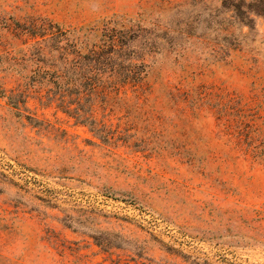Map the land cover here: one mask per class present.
I'll list each match as a JSON object with an SVG mask.
<instances>
[{"label":"rangeland","instance_id":"374dc122","mask_svg":"<svg viewBox=\"0 0 264 264\" xmlns=\"http://www.w3.org/2000/svg\"><path fill=\"white\" fill-rule=\"evenodd\" d=\"M222 4L0 0V264H264V20ZM105 28L143 77L66 111L33 48Z\"/></svg>","mask_w":264,"mask_h":264},{"label":"trees","instance_id":"16d2710c","mask_svg":"<svg viewBox=\"0 0 264 264\" xmlns=\"http://www.w3.org/2000/svg\"><path fill=\"white\" fill-rule=\"evenodd\" d=\"M222 5L250 27L254 26L255 17L264 20V0H223ZM135 38L129 29L105 28L100 42L87 48L65 31L54 33L43 39V45L33 48L32 54L40 63L33 69V80L66 111L70 95L90 100L100 91L116 90L128 82L135 84L145 70V63L133 45ZM78 116L94 123L92 115Z\"/></svg>","mask_w":264,"mask_h":264}]
</instances>
